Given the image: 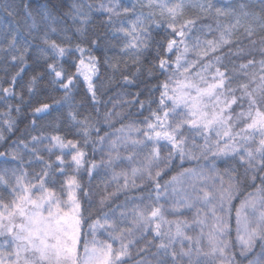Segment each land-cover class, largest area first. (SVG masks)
<instances>
[{
  "label": "snow or ice",
  "instance_id": "6c2138e0",
  "mask_svg": "<svg viewBox=\"0 0 264 264\" xmlns=\"http://www.w3.org/2000/svg\"><path fill=\"white\" fill-rule=\"evenodd\" d=\"M93 12L127 57L104 63L129 86L159 81L149 115L118 129L119 113L99 111L94 53L115 45L89 33ZM0 14V59L16 67L0 83V264H264V0H0ZM30 56L36 74L19 87L32 127L68 111L47 133L8 144L12 111L21 112L9 98L25 102L17 87ZM46 76L61 99L40 89ZM79 83L95 116L75 109ZM97 144L107 147L100 164L88 151ZM101 166L113 170L117 192L145 181L152 191L131 208L112 207L109 192L93 210L82 175Z\"/></svg>",
  "mask_w": 264,
  "mask_h": 264
},
{
  "label": "trees",
  "instance_id": "16d2710c",
  "mask_svg": "<svg viewBox=\"0 0 264 264\" xmlns=\"http://www.w3.org/2000/svg\"><path fill=\"white\" fill-rule=\"evenodd\" d=\"M18 3L19 0H16ZM69 3H71V0H68ZM91 3L97 4L100 3L101 0H90ZM127 3H135L136 0H126ZM193 3L196 2V0H192ZM221 3H230L232 0H220ZM196 10L193 9L190 13L191 16H195ZM5 20V17L0 14V29L3 28V22ZM104 17L98 13L93 12L92 14V20L89 23L88 29L90 34H108L111 38V43L115 45V47L109 46L106 49H101L95 51V55L101 58V63L99 66V75L97 77V87L99 88L98 95L100 96L101 103L99 105V111L101 115L107 111L108 104L111 100H113L118 95L127 94L130 95L133 98V107L128 113V115L118 124L115 125V128L118 129L121 127V123L126 125L129 122H134L138 120H142L143 117L148 116V101L149 100H155L159 97L158 91H149V89H155L156 85L159 83L156 79L148 80L146 76H141L140 79L146 81V83H139V86H129L125 84L121 78L120 73L114 72L107 64L104 63V56L107 55L108 57H112L114 60H127V57H123L120 53L119 46L121 44V40L117 39L116 37L111 36V33L109 32L107 26L103 23ZM71 23V22H69ZM198 23H206L205 21H199ZM197 35L200 33L197 32ZM211 38V37H209ZM258 58V57H257ZM28 65L29 67L25 68L24 73L22 74V78H18V87L17 92H23L25 97V102L23 104L20 103L18 98H9V103L13 105H20L21 112L17 113L15 110L12 111V118L15 120V129L12 133H6V136H8V140L6 143L11 144L14 140H29L30 135H39L42 131L47 133L51 129L48 128V124L52 121V118L61 115L62 119H66L67 114V107H64L60 113H53V117H48L43 120H38L37 124L39 125L38 128H33L30 120V108H29V97L26 88L19 87L20 84H26L28 79L36 74V65L33 63V58L30 56L28 59ZM128 74H131L134 72V66L131 64L130 61H128ZM123 67V64L121 65ZM42 70V69H40ZM16 71V67L8 62L7 56H5L3 59H0V83H3L4 87H7L8 84L4 83L14 72ZM163 77H160V80H162ZM50 78L45 77L39 87L40 89L48 96L54 97L56 99H61L63 96V92L60 90H57V86L54 84L49 83ZM135 93H140L139 100L145 102V108L143 111V116L140 115L141 109L139 108V104L136 103V96ZM74 95H75V109L80 111L82 115L87 116L89 114L95 116V113L93 112V109L91 107V103L85 99V85L83 83H79L77 85V88L74 89ZM43 98V96L38 97ZM49 102H51L49 100ZM152 108H155L156 105L153 103L151 105ZM7 111L5 104L3 101H0V113H3ZM3 117H0L2 119ZM64 131H67L68 126L62 125ZM105 130L113 131L114 129H108ZM98 146L96 145L95 151L93 154V149L91 146H89L88 151L90 154V158L95 159L97 162V152H98ZM41 149L40 154L44 155L45 158H47V154L43 151L44 145L38 146ZM174 164H178V162H174ZM190 165L184 164L185 168H188ZM178 167L174 168L171 172L167 173L166 175L162 176L161 178V184L164 183V181L170 179L171 175H175L176 171H178ZM94 174V171H93ZM92 174V176H93ZM92 178V177H91ZM87 175H82V182L84 184L85 190L89 193V186H90V180ZM152 191L151 185L147 186L146 188H142L137 191H133L130 193L123 194L118 199L115 200L112 207H116L117 205H120L124 203L126 200L133 196H139V195H146L149 194ZM0 192H2V189H0ZM235 203V202H234ZM234 226V225H233Z\"/></svg>",
  "mask_w": 264,
  "mask_h": 264
},
{
  "label": "rangeland",
  "instance_id": "374dc122",
  "mask_svg": "<svg viewBox=\"0 0 264 264\" xmlns=\"http://www.w3.org/2000/svg\"><path fill=\"white\" fill-rule=\"evenodd\" d=\"M132 107H133V98L130 95H127V94L118 95L113 100H111L108 104L107 111L120 114L119 116H114L111 123L116 125L119 122H121L128 115V113L130 112ZM131 123L132 122H129L126 125L131 124ZM113 138H115V137H113ZM101 147H102L101 145L98 146L97 164H100L101 157L104 156L106 154V151H107L106 146H104L103 151L101 150ZM201 163H203V162L201 161ZM185 164L190 165L189 167H195V162H185ZM222 167L223 166L221 165V168ZM124 168H125V170H127V165H124ZM120 170L121 169H119V168L115 169L116 172H119ZM120 179L122 181V178H120ZM138 183H139V181H138ZM149 185L150 184L147 181H145L143 188H146ZM116 188H117V183H116V181L113 180V170L112 169L101 166L97 170H95L94 174L90 180V186H89V196H90L91 200L94 202L93 210H95V206L99 204L100 199L103 196L107 195L109 192L115 193V196L110 201L111 206H112L113 203L115 202V200L118 199L123 194L142 189V188H138V189H132L129 191L117 192ZM147 195L148 194L139 195L136 197L133 196L120 205L127 204L128 208H131L133 206L134 202H139L138 201L139 197H142V196L146 197ZM177 199H178V197H177ZM168 201H169V204L172 202V195L171 194L168 197ZM161 202L162 203L164 202L163 198H162ZM184 212H185V216L182 218L188 219L189 221H191L195 215L194 211L189 210V209H184ZM168 218L169 219H175L177 217L169 216ZM100 238L103 239L104 237H100ZM149 239H151V237H149Z\"/></svg>",
  "mask_w": 264,
  "mask_h": 264
}]
</instances>
